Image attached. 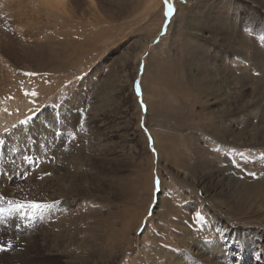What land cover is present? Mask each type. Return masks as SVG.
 I'll use <instances>...</instances> for the list:
<instances>
[{
	"label": "rangeland",
	"instance_id": "374dc122",
	"mask_svg": "<svg viewBox=\"0 0 264 264\" xmlns=\"http://www.w3.org/2000/svg\"><path fill=\"white\" fill-rule=\"evenodd\" d=\"M18 1L26 10L32 0ZM72 1L66 0L71 7ZM117 1H77L78 14L109 37L87 57L49 72L31 55H43L37 43L50 46L53 21L18 17V2L0 0V194L51 205L42 214L0 220V241L12 245L0 259L264 264V0ZM95 12L106 21L95 24ZM144 39L148 50L136 59ZM159 52H166L169 75L183 71L191 91L185 98L162 92L157 101L148 82L144 91L150 57ZM191 163L194 172L186 175ZM80 174L87 192L76 181ZM234 230L241 238L229 247Z\"/></svg>",
	"mask_w": 264,
	"mask_h": 264
},
{
	"label": "bare ground",
	"instance_id": "6f19581e",
	"mask_svg": "<svg viewBox=\"0 0 264 264\" xmlns=\"http://www.w3.org/2000/svg\"><path fill=\"white\" fill-rule=\"evenodd\" d=\"M78 0H76V2L74 3L73 1V7H71V5H69L67 2H66V0H48V1H46V0H32L31 1V4L30 5H28L27 4V6H26V10H25V8L22 6V7H20V5H22L23 3H20L19 4V1L18 0H15V3H17L18 2V4H16L17 6V10H18V17L20 16V14L21 13H23L24 12V15L25 16H27L29 19H32L33 20V17L35 18L34 20H37V21H42V22H45L44 21V19H47V22H46V25L47 26H49V23H51L52 21H53V30H54V32H52L51 34L52 35H50V36H48L47 37V40L46 41H48V43L50 44V46H46V44H43V43H37L38 45H40L39 47H36V49L34 48V50L35 51H42L43 52V55H39V56H33V55H31L32 56V58H31V60H32V62H33V64L36 66H39V68H41L43 71H45V70H49V72H57V70H59V69H63V68H65V67H67L68 65V61H71V60H74V61H78V60H80V59H83L84 57H87L88 56V54L89 53H91L92 51H94V50H96L97 49V47L99 46L98 45V43H99V41L100 40H102V39H108V38H106V37H109V30H106L105 28H100V29H98V30H96L95 28H97V27H99V26H95L94 27V29L95 30H93V25L91 24V21H90V17H88V18H86V17H84V14L83 13H81V14H78V12H80L81 11V9H80V6L78 5V7H76V3H78L77 2ZM119 1V0H118ZM118 1H117V3H118ZM124 1V0H123ZM120 2V1H119ZM255 2V1H254ZM29 3V2H28ZM91 3H92V1H91ZM261 3V2H260ZM38 4V5H37ZM93 4V3H92ZM91 4V5H92ZM37 5V6H36ZM68 5H69V7H68ZM119 5H121V4H119ZM263 6V5H262ZM19 7V8H18ZM121 7V6H120ZM123 7V6H122ZM264 8V7H263ZM10 10H12V9H10ZM29 10V11H28ZM162 12V11H161ZM96 13V12H95ZM92 14V13H91ZM11 15H12V13H11ZM88 15V14H87ZM101 15V14H100ZM30 16V17H29ZM89 16H91V15H89ZM92 16H93V14H92ZM102 16H99L97 13H96V15H94L92 18H93V21L95 22V24H98V23H102V22H105L106 20L105 19H103V18H101ZM52 20V21H51ZM37 21H35V23L37 22ZM40 21V22H41ZM33 22V21H32ZM35 23H33L34 25H35ZM39 23V22H38ZM203 25H204V23H203ZM36 26V25H35ZM156 27V26H155ZM199 27H203V26H199ZM60 29L59 31H57V29ZM206 28V27H205ZM204 29V28H203ZM207 29H209V28H207ZM159 31H160V27H159V29H158ZM157 30V31H158ZM212 30H214V29H212ZM222 30V29H221ZM153 32H155V31H153ZM220 33V32H219ZM152 34V33H151ZM151 34H149V35H151ZM11 35V34H10ZM55 35H57V36H62V41H56V39H55ZM153 36H154V33L152 34ZM116 36V35H115ZM233 37V36H232ZM147 38V37H146ZM11 39H13L14 40V38L13 37H10V39L9 40H11ZM153 40V39H152ZM76 42H80V43H76ZM141 42H143L142 43V45H141V48H140V50L138 51V53L136 54V59H139L142 55H143V53L146 51V50H148V47H149V41H146L145 39H144V41L142 40ZM34 44H36V43H34ZM54 44H56L57 46H54ZM233 44V43H232ZM32 46H35V45H33L32 44ZM25 46H22V48H24ZM28 48V47H27ZM81 48H84L83 49V51L81 52L80 50H81ZM26 49V48H25ZM17 50V49H16ZM167 50V49H166ZM169 51V50H168ZM166 52L164 53V52H159V54L158 53H154V55H152L151 57H150V60H149V63H148V68H147V72H146V75H145V83H144V91H147L148 90V86H147V82H148V84L149 85H151V86H153V87H156V90H157V93L155 94V96H157L159 99H157V101H160V96H161V94H162V92H164V93H168L169 92V95L170 96H172L173 98H176V99H178V98H181V97H183V96H186V94H189V93H191V91L189 92V93H186V89H187V86H186V84H185V82H184V79H183V77H184V73H183V71L181 70V72L180 71H178L177 73H175V74H168V72H167V58H166ZM27 56V55H26ZM75 58V59H74ZM255 59H256V57H254ZM257 61V60H256ZM67 65V66H66ZM69 67V66H68ZM39 68H37V71H39ZM46 68H49V69H46ZM71 68V67H70ZM73 68V67H72ZM262 71V70H261ZM263 73V72H262ZM215 74V73H214ZM213 74V75H214ZM216 76V75H215ZM221 76V75H220ZM220 76L218 75V77L220 78ZM211 77H212V75H211ZM216 78V77H215ZM254 79V78H253ZM262 79H264V78H262ZM217 80V79H216ZM218 80H220V79H218ZM222 80V79H221ZM248 80V79H247ZM250 80V79H249ZM248 80V81H249ZM194 82V81H193ZM205 82V81H204ZM218 82V81H217ZM259 82V81H258ZM207 83V82H206ZM205 83V84H206ZM208 84V83H207ZM258 84V83H257ZM259 85V84H258ZM197 86V85H196ZM209 86V85H208ZM212 86V85H211ZM221 86V85H220ZM260 86H261V84H260ZM123 87V86H122ZM122 87H120V89L122 88ZM213 87H215V85L213 86ZM217 87V86H216ZM215 87V88H216ZM204 88V87H203ZM202 88V89H203ZM218 88V87H217ZM241 88V87H240ZM119 89V90H120ZM211 89V88H210ZM214 89V88H213ZM219 89H221V88H219ZM238 89V88H237ZM123 90H124V88H123ZM123 90H122V92H123ZM209 90V89H208ZM212 90V89H211ZM223 90V89H222ZM159 91H161V92H159ZM202 91V90H201ZM256 91V90H255ZM121 92V91H120ZM156 92V91H155ZM198 92V91H197ZM205 92V91H204ZM203 92V93H204ZM209 92V91H208ZM161 93V94H160ZM193 93V92H192ZM201 93V92H200ZM233 93H235V90H234V92ZM123 94V93H122ZM194 94V93H193ZM231 94V93H230ZM124 95V94H123ZM123 95H121V96H123ZM195 95V94H194ZM207 95V94H206ZM232 95V94H231ZM235 95V94H234ZM250 95V94H249ZM208 96V95H207ZM206 96V97H207ZM210 96V95H209ZM241 96V95H240ZM127 97V96H126ZM201 97V96H200ZM199 97V98H200ZM222 97H223V95H222ZM147 98H148V96H147ZM183 98H185V97H183ZM210 98V97H209ZM44 99V98H43ZM124 99V98H123ZM198 99V98H197ZM205 100H206V98H204ZM241 99V98H240ZM121 100H122V98H121ZM120 100V101H121ZM125 100V99H124ZM148 100H149V98H148ZM229 100V99H228ZM126 101V100H125ZM204 101V100H203ZM234 101H235V99H234ZM245 101V100H244ZM128 102V101H127ZM207 102V101H206ZM228 102V101H227ZM233 102V101H232ZM41 103V102H40ZM123 103V102H122ZM238 103H239V100H238ZM126 104V103H125ZM229 104V103H228ZM233 104V103H232ZM230 105V104H229ZM234 105V104H233ZM240 105H243V104H241V102H240ZM247 105V104H246ZM231 106V105H230ZM229 106V107H230ZM235 106V105H234ZM239 106V105H238ZM219 107V106H218ZM228 107V108H229ZM236 107V106H235ZM245 107V106H244ZM212 108V107H211ZM223 108V107H222ZM231 108V107H230ZM232 108H233V106H232ZM239 109H240V107H238ZM243 108V107H242ZM129 108H127L126 110H128ZM220 108H218V110H219ZM238 109V110H239ZM211 110V109H210ZM222 110V109H221ZM226 110H227V107H226ZM241 111V110H240ZM208 112V111H207ZM243 112V111H242ZM212 113V112H211ZM213 113H214V111H213ZM215 114H217V113H215ZM220 114V113H219ZM5 118H3V117H0V121H3ZM223 119V118H222ZM221 119V120H222ZM7 120V119H6ZM218 121V120H217ZM200 123H202V122H200ZM129 124V123H128ZM221 124V123H220ZM38 125V124H37ZM219 125V124H218ZM127 126H129V125H127ZM37 127V126H36ZM210 127V126H209ZM219 128H221L220 126H218ZM42 128V127H41ZM53 128V127H52ZM128 128H130V127H128ZM231 128V127H230ZM230 128H228V131L230 130ZM103 129V128H102ZM224 129V128H223ZM247 129V128H246ZM94 130V129H93ZM218 130V129H217ZM99 132H102L101 131V129L100 130H98ZM104 131V130H103ZM108 131V130H107ZM244 131V130H243ZM248 131V130H247ZM40 132H44V129H43V131H40ZM92 133H93V131H91ZM212 132H214V131H212ZM232 132V131H231ZM230 132V133H231ZM240 132V131H239ZM242 132V131H241ZM39 133V132H38ZM45 133H47V132H45ZM44 133V134H45ZM92 133H90V134H92ZM107 133V132H106ZM135 133V132H134ZM244 133V132H243ZM250 133V132H249ZM248 133V134H249ZM127 134V133H126ZM216 134V133H215ZM224 134V132L222 133V134H220V135H223ZM232 134H235V133H232ZM231 134V135H232ZM239 134V133H238ZM237 134V135H238ZM241 134V133H240ZM239 134V135H240ZM244 134H246V132L244 133ZM243 134V136H245ZM261 134V133H260ZM264 134V133H263ZM42 135H43V133H42ZM52 135V134H51ZM94 135H96V134H94ZM93 135V136H94ZM101 135V134H100ZM136 135V134H135ZM218 135H219V133H218ZM236 135V136H237ZM238 135V136H239ZM235 136V135H234ZM247 136V135H246ZM256 136V135H255ZM98 137V136H97ZM128 137V136H127ZM134 137V136H133ZM229 137V136H228ZM258 137V136H257ZM136 138V137H135ZM231 138L233 139V137L231 136ZM249 138V137H248ZM127 139V138H126ZM131 139V138H130ZM130 139H128V140H130ZM235 139V138H234ZM242 139V138H241ZM240 139V141H242ZM264 139V138H263ZM236 140L237 139H235V141L234 142H236ZM245 140H247V139H245ZM249 140V139H248ZM247 140V141H248ZM54 141V140H53ZM125 141H127V140H125ZM135 141V140H134ZM252 140H250L249 142H251ZM255 141V140H254ZM264 141V140H263ZM85 142H87V141H85ZM96 142V141H95ZM132 142V141H131ZM239 142V141H238ZM261 142V141H260ZM92 143V142H91ZM128 143H129V141H128ZM132 143H134V142H132ZM219 143V142H218ZM243 143V142H242ZM247 143V142H246ZM258 143V142H257ZM72 144V143H71ZM87 144V143H86ZM90 144V143H89ZM89 144H87V145H89ZM94 144V143H93ZM92 144V145H93ZM130 144V143H129ZM75 145V144H74ZM73 145V146H74ZM98 145V144H97ZM131 145V144H130ZM133 145V144H132ZM217 145V144H216ZM95 146V145H94ZM134 147H136V146H134ZM133 147V148H134ZM91 148V147H90ZM89 148V149H90ZM138 148V147H137ZM171 148V147H170ZM135 149V148H134ZM44 150V149H43ZM92 150V149H91ZM66 151V150H65ZM70 151V150H69ZM134 151H137V150H134ZM198 151V150H197ZM201 151V150H200ZM63 152H64V149H63ZM58 153H61V151L60 152H58ZM82 153H83V151H82ZM135 153V152H134ZM66 154V153H65ZM72 154V152L71 153H69V154H67V156H69V157H71L70 155ZM170 154H172L171 152H170ZM174 154V153H173ZM175 155V154H174ZM66 157V156H65ZM81 157V156H80ZM175 157H176V155H175ZM62 158H64V157H62ZM68 158V157H67ZM72 158V157H71ZM75 157L73 156V160H76V159H79V158H76V159H74ZM82 158V157H81ZM65 159V158H64ZM70 160H72V159H70ZM72 160V161H73ZM82 160V159H81ZM65 161V160H64ZM77 161V160H76ZM86 161V160H85ZM225 161V160H224ZM66 162V161H65ZM67 162H70V161H68V159H67ZM88 162V161H87ZM54 163V162H53ZM79 163V162H78ZM77 163V164H78ZM82 163H83V161H82ZM89 163V162H88ZM190 163V162H189ZM3 164V163H2ZM62 164H63V162H62ZM69 164V163H68ZM75 164V163H74ZM73 164V165H74ZM211 164V163H210ZM67 165V164H66ZM76 165V164H75ZM80 165H81V162H80ZM79 165V166H80ZM90 165V164H89ZM193 165L194 164H192L191 163V165H188L187 167H186V171H185V173H186V175L187 174H191L192 172H194V170H193ZM56 166V165H55ZM65 166V165H64ZM78 166V165H77ZM1 167V166H0ZM49 167V166H48ZM60 167L65 171V168L64 167H62L61 165H60ZM59 166L57 167V168H60ZM66 167V166H65ZM68 167H72L70 164L68 165ZM75 166H73L72 168H74ZM93 167V166H92ZM96 167V166H95ZM209 167V166H208ZM60 168V169H61ZM46 169V168H45ZM52 169H54V167L52 168ZM60 169H56V176L59 178V183L61 184V185H63V184H65L64 183V181H65V179L62 177V174H61V172H60ZM68 168L66 167V170H67ZM70 169V168H69ZM76 169H77V167H76ZM92 169V168H91ZM95 169V168H94ZM99 169V168H98ZM182 169H184V168H182ZM2 170V169H1ZM101 170V169H100ZM229 170V169H228ZM6 171V170H5ZM47 171V170H46ZM55 171V170H54ZM63 171V172H64ZM77 171V170H76ZM94 171H97V170H94ZM102 171V170H101ZM45 172V171H44ZM66 172V171H65ZM65 172H64V174H65ZM67 172H71L70 170L68 171L67 170ZM66 172V173H67ZM88 172V171H87ZM89 172H90V170H89ZM93 172V171H92ZM91 172V173H92ZM240 172V171H239ZM79 173V172H78ZM98 172H96V174H97ZM140 173V172H139ZM69 174V173H68ZM68 174H65V176L64 177H66V175H68ZM82 174V173H81ZM80 174V175H81ZM95 174V175H96ZM76 175V174H75ZM79 175V177H77V179H76V181H77V183H78V185H79V187L81 188L80 190H82V189H85L86 190V192L87 191H89V188H88V186L86 185V180H84V176L83 175H81L80 176ZM93 175H94V173H93ZM99 175H100V173H99ZM192 175V174H191ZM217 175V174H216ZM215 175V176H216ZM230 175V174H229ZM146 176V175H145ZM212 176V175H211ZM237 176V175H236ZM236 176H233L234 178L236 177ZM70 177V176H69ZM84 177V178H83ZM97 177H98V175H97ZM99 177H101V175L99 176ZM150 177V176H149ZM190 177V176H189ZM189 177H187L188 179H190ZM192 177V176H191ZM219 177H220V175H219ZM227 177V176H226ZM70 178H74V177H70ZM69 178V179H70ZM229 178V177H228ZM239 178V177H238ZM244 178V177H243ZM7 179V178H6ZM10 179V178H9ZM47 179V178H46ZM45 179V180H46ZM67 179H68V177H67ZM68 179V180H69ZM71 179V180H72ZM87 179V178H86ZM197 179H199V177L197 176ZM67 180V181H68ZM92 181H93V179H91ZM87 181H89V180H87ZM149 181V180H148ZM191 181V180H190ZM223 181V180H222ZM242 181V180H241ZM6 182V181H5ZM50 182H51V180H50ZM72 182H74V180L72 181ZM72 182H68V183H72ZM85 182V183H84ZM91 182V181H90ZM140 182V181H139ZM195 182V181H194ZM218 182V181H217ZM225 182V181H224ZM245 182V181H244ZM243 182V183H244ZM4 183V182H3ZM56 183V182H55ZM91 183H93V182H91ZM91 183H89V184H91ZM97 183V182H96ZM142 183V182H141ZM203 183V182H202ZM228 183V182H227ZM235 183V182H234ZM242 183V184H243ZM247 183V182H246ZM250 183V182H249ZM253 183V182H252ZM5 184V183H4ZM193 184V183H192ZM74 185V184H73ZM200 185V184H199ZM209 185H210V183H209ZM247 185V184H246ZM254 185H255V183H254ZM0 186H1V184H0ZM3 186V185H2ZM67 186H69V185H67ZM67 186H66V188H67ZM76 186V185H75ZM92 186V185H91ZM236 186V185H235ZM238 186V188L237 189H239V192L241 193V191H243V192H247L248 190V188L246 189L244 186H241V185H237ZM71 187V186H70ZM78 187V188H79ZM138 187V186H137ZM213 187V186H212ZM242 187H244V188H242ZM249 187V186H248ZM65 188V189H66ZM73 188H75L74 186H73ZM92 188V187H91ZM211 188V187H210ZM230 188V187H229ZM2 189V188H1ZM62 188H60V190H61ZM71 189V188H70ZM228 189V188H227ZM55 190H56V188H55ZM58 190V189H57ZM69 190V189H68ZM75 191L77 190V187H76V189H74ZM5 191V190H4ZM64 191V190H63ZM70 191V190H69ZM71 191H72V189H71ZM83 191V190H82ZM66 192V191H65ZM211 192V191H210ZM224 192V191H223ZM230 192H231V190H230ZM249 192V191H248ZM69 193V192H68ZM72 193H73V191H72ZM71 193V194H72ZM84 193V192H83ZM89 193V192H88ZM64 194V193H63ZM62 194V195H63ZM205 194V193H204ZM216 194V193H215ZM214 194V195H215ZM61 195V194H60ZM66 195V194H65ZM213 196V195H212ZM70 197V196H69ZM76 197V196H75ZM65 198V197H64ZM213 198H214V196H213ZM221 198V197H220ZM264 198V197H263ZM236 200V199H235ZM241 200V199H240ZM263 202H264V199H263ZM224 205V204H223ZM256 208V207H255ZM262 208V207H261ZM260 208V209H261ZM264 208V207H263ZM241 209V208H240ZM257 209V208H256ZM255 211H258V209L257 210H255ZM262 211V210H261ZM251 212H253V211H251ZM213 213V212H212ZM259 213V212H258ZM257 213V214H258ZM142 214V213H141ZM209 214V213H208ZM251 215V214H250ZM250 215H246L247 216V218L250 216ZM252 216V215H251ZM133 217V216H132ZM231 217V216H230ZM132 219V218H131ZM140 219V218H139ZM217 219V218H216ZM215 219V220H216ZM223 219V218H222ZM243 219H246L245 217L243 218ZM140 221V220H139ZM138 222V221H137ZM226 224V223H225ZM246 225V224H245ZM225 226H227V225H224V227ZM237 226H239V225H237ZM241 227H243V226H241ZM229 228V230H231V228L230 227H228ZM37 229V228H36ZM46 229V228H45ZM238 229V228H237ZM38 230V229H37ZM40 230V229H39ZM41 231H42V229H41ZM40 231V232H41ZM88 231V230H87ZM222 231H224V229L222 230ZM40 232H39V234H40ZM121 232V231H120ZM119 232V233H120ZM31 233H32V230H31ZM122 233V232H121ZM238 231H236V230H234L233 231V233L231 234V236H228V246H229V242L230 243H235L236 241H237V237H239L240 236V234L238 233ZM187 234V233H186ZM120 235H122V234H120ZM184 235V234H183ZM239 235V236H238ZM32 237H33V235H32ZM36 236H34L33 238H35ZM239 238H241V236L239 237ZM246 239V238H245ZM36 239H34V240H32V241H35ZM36 241H38V240H36ZM35 241V242H36ZM33 243V242H32ZM256 243V242H255ZM36 244V243H35ZM191 244H192V242H191ZM194 244H196V243H194ZM240 244V243H239ZM259 244V243H258ZM242 245V244H241ZM261 245V244H260ZM188 246H189V244H188ZM194 246V245H193ZM190 247V246H189ZM195 247V246H194ZM230 247V246H229ZM23 254H24V252H23ZM24 255H22V257H23ZM202 256H204V255H202ZM9 257V256H8ZM21 257V258H22ZM25 257V256H24ZM49 257V256H48ZM30 258H34V257H30ZM204 258V257H203ZM8 259V258H7ZM7 259L5 260V256H2V258L0 259V261H2V262H5L4 264H8V261H7ZM10 259V258H9ZM27 259H28V257H27ZM46 259V258H45ZM29 260H32V259H29ZM25 261H27V260H25ZM40 261H41V259H40ZM51 261V260H50ZM20 262H21V260H20ZM36 262H39V261H35V262H33V263H36ZM23 264V263H22ZM186 264V263H185Z\"/></svg>",
	"mask_w": 264,
	"mask_h": 264
},
{
	"label": "snow or ice",
	"instance_id": "6c2138e0",
	"mask_svg": "<svg viewBox=\"0 0 264 264\" xmlns=\"http://www.w3.org/2000/svg\"><path fill=\"white\" fill-rule=\"evenodd\" d=\"M165 4H168V0H165ZM172 11V8H168V12H166V16L169 12ZM27 75H34L33 73H26ZM139 87V84L137 82V88ZM27 94V93H26ZM36 93L33 92L32 95H35ZM31 117L26 118L23 121H20L21 124H27ZM7 131V129H5ZM73 139L75 138V133H72ZM4 141L0 140V144H3ZM50 175V173H47ZM51 205L47 203H41L37 202L35 200H15L12 198H7L3 194H0V220H3L6 216L11 217L16 214H19L20 216H35L37 214H42V212L50 208ZM25 209H28L29 211L25 212ZM11 241H8L7 243L0 241V251L8 250L11 248Z\"/></svg>",
	"mask_w": 264,
	"mask_h": 264
}]
</instances>
